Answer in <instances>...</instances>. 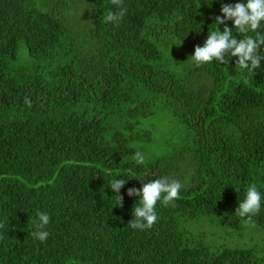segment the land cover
Here are the masks:
<instances>
[{
  "label": "trees",
  "instance_id": "obj_1",
  "mask_svg": "<svg viewBox=\"0 0 264 264\" xmlns=\"http://www.w3.org/2000/svg\"><path fill=\"white\" fill-rule=\"evenodd\" d=\"M235 3L247 0H123L114 24L111 0H0V264H264V242L211 250L182 228L209 217L264 230V61L249 73L230 54L190 58ZM227 26L238 40L264 34V21ZM161 114L180 141L147 161ZM163 177L184 183L179 199L157 202L152 227H129L139 198L128 190ZM114 179L126 181L122 207ZM252 184L261 208L246 224L235 210ZM38 212L50 216L45 242L29 234Z\"/></svg>",
  "mask_w": 264,
  "mask_h": 264
},
{
  "label": "clouds",
  "instance_id": "obj_2",
  "mask_svg": "<svg viewBox=\"0 0 264 264\" xmlns=\"http://www.w3.org/2000/svg\"><path fill=\"white\" fill-rule=\"evenodd\" d=\"M119 11H109L105 15L106 23H118L125 15L126 9L122 6L123 0H111ZM221 16L214 17L216 30L210 32L204 42L203 47L196 46L194 55L190 58L197 66L203 63H210L213 60L224 64L225 57L229 54L236 57V66L241 70L254 73V70L261 66L264 61V54L260 52L264 46V34L255 37L244 36L237 39L233 36L232 29L227 26L228 21H233L234 28L240 33L256 32L264 21V0H247V3L222 4ZM218 25H224L220 31ZM133 159L138 164L145 162L144 154L140 151L135 152ZM126 183L123 179H114L110 184L111 190L118 196L119 206H123V196L120 195L122 186ZM184 187V183L178 179L163 177L147 183H142V188H131L127 195L139 198V206L133 210L134 219L128 224L133 229H146L152 227L158 220L156 205L158 201H163L165 205L179 199V193ZM262 196L255 184L247 189L246 198L239 203L235 213L240 217H247L245 223H251L252 217L258 215L261 208ZM38 222L35 223L36 230L29 233L35 239L45 242L49 237L46 226L50 223V216L46 212L37 213ZM5 225L0 223V229ZM3 237L0 236V239Z\"/></svg>",
  "mask_w": 264,
  "mask_h": 264
},
{
  "label": "rangeland",
  "instance_id": "obj_3",
  "mask_svg": "<svg viewBox=\"0 0 264 264\" xmlns=\"http://www.w3.org/2000/svg\"><path fill=\"white\" fill-rule=\"evenodd\" d=\"M77 15H79L78 12ZM163 51L164 55L172 60L180 56L177 53H173L174 51L171 48H163ZM182 52L190 54L189 49L186 48ZM150 123L153 144L148 146L146 152L147 161L168 155L169 150L172 148L169 142L171 144L179 142L181 135V126L178 127L177 121L172 116L161 114L151 119ZM182 228L186 232V237L193 244L201 242L211 250L222 247H254L264 242L263 229L248 227L237 234L209 217H200L192 221L184 222Z\"/></svg>",
  "mask_w": 264,
  "mask_h": 264
}]
</instances>
